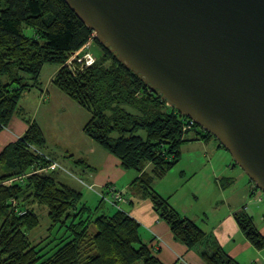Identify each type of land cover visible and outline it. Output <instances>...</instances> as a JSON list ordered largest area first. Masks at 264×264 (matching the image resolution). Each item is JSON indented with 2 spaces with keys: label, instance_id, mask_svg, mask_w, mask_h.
<instances>
[{
  "label": "trees",
  "instance_id": "1",
  "mask_svg": "<svg viewBox=\"0 0 264 264\" xmlns=\"http://www.w3.org/2000/svg\"><path fill=\"white\" fill-rule=\"evenodd\" d=\"M90 41L100 48L99 57L93 65L77 66L72 73L65 61ZM45 65L60 67L52 83L90 114L85 136L116 158L123 170L139 174L131 186L151 202L175 240L188 248L205 244L201 256L206 264H238L152 187L153 180L163 178L179 163L183 144L212 139L224 147L205 131L183 139L188 118L167 106L142 77L118 62L64 0H0V181L47 163L37 152L46 140L36 123L28 125L17 140L1 144L23 94L41 85ZM76 164L88 169L82 160ZM146 165L152 166L151 176L142 172ZM25 182L32 191L30 205L45 207L53 224L71 222L66 228L69 237L50 256H39L26 235L38 225V216L32 209L13 207V200L23 194L20 185H0V264H163L126 213H91L81 203L80 192L51 175L32 174ZM234 218L245 239L263 250L264 236L252 219L243 211Z\"/></svg>",
  "mask_w": 264,
  "mask_h": 264
},
{
  "label": "water",
  "instance_id": "2",
  "mask_svg": "<svg viewBox=\"0 0 264 264\" xmlns=\"http://www.w3.org/2000/svg\"><path fill=\"white\" fill-rule=\"evenodd\" d=\"M264 194V0H64Z\"/></svg>",
  "mask_w": 264,
  "mask_h": 264
},
{
  "label": "crops",
  "instance_id": "3",
  "mask_svg": "<svg viewBox=\"0 0 264 264\" xmlns=\"http://www.w3.org/2000/svg\"><path fill=\"white\" fill-rule=\"evenodd\" d=\"M55 67L44 66L40 75L41 89H32L27 92L28 96L24 97L27 93L22 96L20 99L22 104H19L17 115L9 129L2 134V145L17 140L31 123H36L45 132V127L38 123V118L40 114L47 113L50 109L48 105L51 104L52 93L61 102L77 110L81 109L75 102L71 100L68 102L59 89L52 88V82L60 69L58 66ZM46 76L49 77L46 81H42V78ZM26 100H31L35 104V110L34 117L25 121L23 120L25 112L23 103ZM83 127L84 125L80 124L77 136L71 139L70 144L74 148L71 155L87 164L86 170L83 169L82 164L77 166L76 174H83L96 190L93 188L94 190L89 192L65 175L63 177L69 180H64L62 184L72 188L71 183L74 187L76 186V189H72L79 191V188H82L95 195L101 204L95 206L94 211L97 214L107 215L116 213L117 209L102 202L103 191L109 184L117 187L125 198V203L120 206V210L137 222L142 241L163 264H206L201 256L206 245L188 248L175 240L168 225L159 219L153 210L151 202L141 198L138 189L131 186L138 177V173L120 168L116 158L85 136ZM53 128L57 131V136H63L64 129H68L69 133L72 130L67 122H57ZM41 154L51 157L48 152L42 151ZM67 154V152H61L55 157L62 160L67 157ZM237 167L233 158L215 140L199 139L182 145L179 163L163 178L153 180L152 187L183 217L194 222L211 240L210 242H216L238 264H264V249L256 250L245 239L234 218L236 213L243 211L264 236L263 195L256 190L253 182L240 168L237 170ZM151 171L152 167L149 173ZM99 190L100 196L96 194ZM79 192L83 194L81 203L89 208L92 207L89 205L94 198L88 196L86 192L85 196L81 190Z\"/></svg>",
  "mask_w": 264,
  "mask_h": 264
},
{
  "label": "rangeland",
  "instance_id": "4",
  "mask_svg": "<svg viewBox=\"0 0 264 264\" xmlns=\"http://www.w3.org/2000/svg\"><path fill=\"white\" fill-rule=\"evenodd\" d=\"M99 49L100 48H98L97 45H95L92 41H90L84 46L83 49H81V52H78V54L79 56H82L84 52H88L94 57V59H96V56L99 57V53H100ZM69 58L70 56L68 57V59ZM49 66L51 65H47V67ZM53 67L56 68L55 66ZM47 77L49 76H46V78H42V81H46ZM43 86L45 87L44 83H43ZM52 86H53L52 88L56 89L53 83H52ZM33 89L40 90L41 85L38 88H33ZM28 94L29 93L25 94L24 97L28 96ZM65 98H67L66 99L67 101L68 100L73 101L67 96ZM19 104L20 105L22 104L21 100ZM47 104H48V101H47ZM23 106L25 110L24 115H23V120L25 121L30 120V118L34 117L35 104L32 103L31 100H26L24 101ZM48 106L50 109L47 110V113L40 114L38 118V123H40L41 125H44L45 127V132L43 131V133H44L46 142L44 146L38 148L37 152L38 154H40V152L42 151H44L45 153L48 152V154L51 155V157L55 159V160L53 159V161L57 163L56 170L50 171L49 164H45L44 166H41V167L29 169L24 175H17L13 178L0 181V185L5 186L7 188L8 187L11 188L15 186L16 184L21 186L23 194L20 195L18 200H13L12 205L13 207H18L20 209L21 207L32 209L33 212L38 216V220H39L38 225L32 230L26 231V235L29 241L31 242V244L33 246H36V250L39 251V256H45V257L50 256L59 246L62 245V243L67 241V238L69 237V233L67 232L66 228L68 225H70L71 222L67 221L66 224L64 225L60 223L53 224L47 217V209L45 207L38 205L36 203H33L30 205V202L32 200L31 198L32 191L29 190V188L27 187L25 179L32 174H45V175H51L53 178L57 180L58 183H63L64 180H69L68 178L63 177V175H65L69 177L70 180H74L76 183L80 184L81 187H84L89 192L95 189V186L89 183L88 179L83 174H82L83 176L80 174L78 175L76 174L77 173L76 167L79 166V164H76V161H79V160H77L78 159L77 157H74L73 155H71L74 151V148H73V145L70 144L71 139L77 136V133H78L77 130L79 128V125L80 124L85 125L90 118V114L84 109L82 110V108L77 110L75 109V107L67 103L61 102L59 99H56L53 93H52L51 104ZM57 122H60V123L67 122L72 128L70 133L68 129H64L63 136H57L56 135L57 131L53 128ZM193 124L195 123L191 121L190 119H188L187 125H185L183 128V130L186 132L183 139L185 140L193 139L196 134V131L199 132L200 134L204 133L203 132L204 130L202 128L199 129L198 128L199 126L197 128H194ZM47 140H49V144H47ZM61 152L68 153L67 157L62 158V160L59 159L58 157H55L57 156L58 153H61ZM151 167H152L151 165H146L142 170L143 174H148L149 176H151L152 174L149 173ZM237 170H240L239 167H237ZM129 172H136V171L130 170ZM138 177H139V174H138ZM73 185L70 183V186L76 189L75 188L76 186L74 187ZM80 190L81 192L84 193V196H85L86 191L82 188H79V191ZM256 190L258 189L256 188ZM86 193L88 194V196H92L94 198L93 201H90V205H89V206H92L90 208H91V213H93L95 206H97L98 204L100 205L101 203L99 202V200H97L95 195L88 193V192ZM139 193L141 197V190L139 191ZM96 194L97 195L99 194L100 196L101 191L99 190V192ZM262 195H263L262 198L264 200V194L262 193ZM102 197H103V199H101L102 202H106V204H110L111 206L115 207L117 209V212L118 210L120 212H123L120 210V206L125 203V198H124L122 191L118 190L117 187L109 184V188L103 191ZM76 206L78 207V205Z\"/></svg>",
  "mask_w": 264,
  "mask_h": 264
},
{
  "label": "built area",
  "instance_id": "5",
  "mask_svg": "<svg viewBox=\"0 0 264 264\" xmlns=\"http://www.w3.org/2000/svg\"><path fill=\"white\" fill-rule=\"evenodd\" d=\"M81 49L77 52L71 53L69 55L70 58L65 63V66H67L68 69L72 71V73L76 72L77 66L80 67L79 69H82L83 67L91 66L94 62V57L88 52H84L82 56H79L78 52H81ZM41 155L45 158L47 162L46 164H49V170L55 171L57 167V163L53 161L49 156L43 154Z\"/></svg>",
  "mask_w": 264,
  "mask_h": 264
},
{
  "label": "bare ground",
  "instance_id": "6",
  "mask_svg": "<svg viewBox=\"0 0 264 264\" xmlns=\"http://www.w3.org/2000/svg\"><path fill=\"white\" fill-rule=\"evenodd\" d=\"M95 61H96V59H94V62H93V64L95 63ZM93 64H92V65H93ZM108 188H109V187L105 188V190H106V189H108Z\"/></svg>",
  "mask_w": 264,
  "mask_h": 264
}]
</instances>
